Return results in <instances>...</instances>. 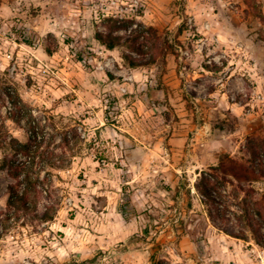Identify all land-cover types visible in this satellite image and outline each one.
Returning <instances> with one entry per match:
<instances>
[{
  "label": "rangeland",
  "instance_id": "374dc122",
  "mask_svg": "<svg viewBox=\"0 0 264 264\" xmlns=\"http://www.w3.org/2000/svg\"><path fill=\"white\" fill-rule=\"evenodd\" d=\"M112 20L173 47L131 67L149 55L95 39ZM0 86L23 118L0 91V137L43 138L30 159L0 145V264H264L224 232L240 231L234 188L208 206L194 189L223 156L264 152V0H0ZM4 161L26 162L27 211L7 206L23 186Z\"/></svg>",
  "mask_w": 264,
  "mask_h": 264
},
{
  "label": "trees",
  "instance_id": "16d2710c",
  "mask_svg": "<svg viewBox=\"0 0 264 264\" xmlns=\"http://www.w3.org/2000/svg\"><path fill=\"white\" fill-rule=\"evenodd\" d=\"M111 22L112 23L107 26L108 32H96L95 39L107 50H113L123 43H127L130 52L141 56L149 55L148 59L141 62L133 58L130 54H124L123 58L131 67L152 63L155 61L156 52L164 56L169 53L173 47L169 44L167 39L161 38L157 31L151 27L143 28L139 25L131 29L127 37H123L115 34V32L124 28L121 26V21L112 20ZM22 37L24 38V40H22L23 43L31 45V40L26 39L27 36L25 33H22ZM47 53L51 55L53 51L48 49ZM84 53V50L77 51V59L80 62L84 59ZM0 91L5 93L10 101L9 112L14 115L13 122H19L23 118L17 115L21 110L19 107L21 100L18 95L15 92L8 91V88L4 86H0ZM29 134L28 143L22 144L13 137H0V145H11L16 155L25 156L29 159L33 158L38 149L37 144L43 142V138H40L32 130L29 131ZM248 151L250 154V161L253 163L252 166H246L233 158L223 156L218 161L217 165L210 166L208 170H202L198 173V177L194 183V189L195 192L202 197V204L206 206L222 205L221 197L225 195L223 194L225 188L227 185L232 186L234 188L232 197L237 201L240 199L239 202H237L240 209L237 214L233 215L240 231L232 232L224 230V232L231 237L242 240H247L248 237H251L257 246L264 249V205L254 197L256 191L251 185L252 182L256 181L258 178H264V152L262 146L253 143L249 146ZM25 163L26 162H20L16 165V161H14L8 165L7 161H4L2 165L3 167H11L9 171L14 179L21 178L19 184L23 186V190L19 192L15 191L13 187H10V197L7 201L8 208L14 209L16 212L20 210L27 211L29 209V202L27 201L28 188L34 186L30 174L26 173L22 176L23 172H21V169ZM243 183L246 185H242ZM188 192L190 193V191ZM241 194L242 196H240ZM188 206L191 205L188 204ZM206 214L209 219L212 220L213 215L211 210L208 209ZM217 215L218 218H221L219 217V213ZM48 219L50 220V218Z\"/></svg>",
  "mask_w": 264,
  "mask_h": 264
},
{
  "label": "built area",
  "instance_id": "2783aa9c",
  "mask_svg": "<svg viewBox=\"0 0 264 264\" xmlns=\"http://www.w3.org/2000/svg\"><path fill=\"white\" fill-rule=\"evenodd\" d=\"M7 58H8V59H11V55H7Z\"/></svg>",
  "mask_w": 264,
  "mask_h": 264
}]
</instances>
